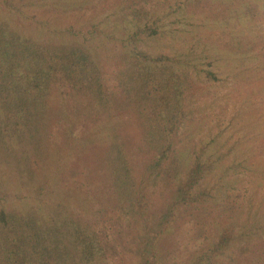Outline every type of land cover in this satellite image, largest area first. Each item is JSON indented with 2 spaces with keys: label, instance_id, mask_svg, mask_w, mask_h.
Listing matches in <instances>:
<instances>
[{
  "label": "trees",
  "instance_id": "obj_1",
  "mask_svg": "<svg viewBox=\"0 0 264 264\" xmlns=\"http://www.w3.org/2000/svg\"><path fill=\"white\" fill-rule=\"evenodd\" d=\"M87 1L0 0V264H115L124 252L135 264H160V238L181 209L215 195L208 177L230 149L217 133L190 150L183 147L197 108L190 93L201 79L224 78L231 69L222 59L229 57L251 62L239 69L247 79H264V33L228 31L219 47L212 35L204 39L195 31L178 48L149 47L174 38L181 28L177 23L256 19L254 0H173L162 9L148 0H117L113 19L88 26L58 23ZM43 11L45 18L37 15ZM104 38L116 47L103 44ZM101 52L116 59L113 84L101 67ZM120 110L132 111L141 147L149 153L140 169L109 118ZM94 114H100L97 127L83 129L79 119ZM61 116L66 123H58L57 130L61 127L63 145L53 153L58 167L39 170L51 151V119ZM94 141L100 145L98 158L94 167L83 168L84 176L87 184L89 176L98 179L100 200L116 209V227L111 217L88 216L84 198L91 188L85 195L77 187L64 196L57 181L69 157ZM158 184L166 197L161 209L151 212L152 187ZM235 233L233 224L222 225L192 264H215L236 241Z\"/></svg>",
  "mask_w": 264,
  "mask_h": 264
},
{
  "label": "rangeland",
  "instance_id": "obj_2",
  "mask_svg": "<svg viewBox=\"0 0 264 264\" xmlns=\"http://www.w3.org/2000/svg\"><path fill=\"white\" fill-rule=\"evenodd\" d=\"M116 1L88 0L79 11L61 17L58 23L84 22L83 24L88 26L90 21H98L106 16L113 19L115 17L111 12ZM172 1L148 0V4L162 9ZM254 1L259 15L256 19H243L238 24L222 25L206 19L177 23L181 28L176 31L174 38L154 40L150 42L149 47L167 49L170 45V49L178 48L191 38L195 31L204 39L212 35V39L219 47L222 46V43L219 45L220 38L223 39L228 31L264 33V0ZM46 13L47 11H43L37 15L45 18ZM114 42L112 38L103 40V44H109L111 47H116ZM98 58L109 83L113 84L116 59L103 52ZM229 58L222 59L225 68L231 69L229 73H225L224 78L216 81L201 79L190 93V98L197 108L193 118L187 122L185 127L187 138L183 140V147L190 150L191 144L197 143L201 138L208 139L214 133L221 139H227L224 146H230L228 154L219 159L208 177V186L215 191V195L207 201L190 204L179 211L176 221L160 238V264H192L194 256L210 243L220 227L226 224L235 226L237 239L215 264H264V79L258 76L247 79L240 74L239 69L248 63L251 65V62ZM57 93L55 89V104L58 99ZM94 115L79 119L83 129L97 127L100 114ZM109 118L128 140L132 161L135 167L140 169L149 153L141 147L139 126L134 114L130 110H120L113 112ZM58 123L64 127L66 118L51 119L49 130L51 151L50 155L41 161L39 170L46 168L47 170L43 169L45 172H51L54 167H58L53 154L55 151L57 154L63 145L59 132L61 127L57 130ZM97 143L94 141L86 146V150L70 156L67 164L62 165L57 172V181L64 196L76 191L77 187L78 191H82L81 195H85V190L91 188L90 197L84 198L86 206L90 207L88 216L98 221L109 220V217L115 220L116 209L112 203L105 198L100 200L98 179L89 176L92 184H87L84 176L83 168L87 165L94 167L98 158L100 145ZM2 168L3 165L0 164V172ZM92 174L95 175V171ZM12 181L11 185L14 184ZM164 196L166 197V193L162 192L161 184L152 187L149 202L151 212L161 209ZM109 222L113 223L114 227L118 225L116 220L113 222L110 219ZM247 239L249 244L246 242ZM135 260L133 255L124 252L115 260V264H135Z\"/></svg>",
  "mask_w": 264,
  "mask_h": 264
}]
</instances>
